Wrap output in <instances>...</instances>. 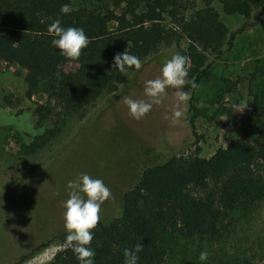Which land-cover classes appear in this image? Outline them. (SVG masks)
<instances>
[{
	"label": "trees",
	"instance_id": "1",
	"mask_svg": "<svg viewBox=\"0 0 264 264\" xmlns=\"http://www.w3.org/2000/svg\"><path fill=\"white\" fill-rule=\"evenodd\" d=\"M109 1L112 8L106 4L61 14V6L70 7V0H0V63L25 65L29 70L27 80L33 82L27 97L43 86L59 107L53 112L50 104H37L34 113L38 123L51 115L60 120L81 113L103 93L114 92L124 73L113 66L115 54L126 50L142 61L159 46L170 44L189 58L186 79L198 85L195 89L184 86L191 93L186 107L189 113L195 92L208 79L213 65L234 47L236 34L221 21L211 5L213 0H204L200 8H196L195 0ZM215 1L224 15L241 17L249 28L257 27L264 17V0ZM165 16L170 19V27L162 25ZM56 18L65 28H82L89 39L79 58L72 60L77 68L68 76L60 68L71 60L51 46L53 37L48 33L49 24ZM181 39L186 41L184 49L180 47ZM159 75L151 72L139 78L121 102L125 97L147 100L143 95L144 82ZM163 101L164 98L159 105H153L139 121L128 115L125 104L121 113L131 127L147 124L157 128V121L163 123L169 118ZM224 113L231 129L237 128L231 111ZM188 121L195 146L199 137L194 133L192 119ZM57 130L55 126L35 137L24 147L25 152L40 150ZM9 187L8 183L5 195L9 194ZM260 201H264V98L255 97L239 136L226 148H218L208 158L195 152L172 155L140 169L135 182L122 193L120 216L98 221L92 230L89 246L95 252L94 264H123V249H131L137 243L143 246L138 264H163L165 251L160 238L169 228L184 238L214 239L227 213L237 206ZM51 264L78 261L71 249L64 248L53 255Z\"/></svg>",
	"mask_w": 264,
	"mask_h": 264
},
{
	"label": "rangeland",
	"instance_id": "2",
	"mask_svg": "<svg viewBox=\"0 0 264 264\" xmlns=\"http://www.w3.org/2000/svg\"><path fill=\"white\" fill-rule=\"evenodd\" d=\"M106 4L111 7L109 0H70V9ZM203 4L204 0H195L196 8ZM211 5L236 34L234 47L213 65L208 79L196 90L189 113L187 105L180 106L182 116L175 122L171 118L174 90H166L162 99L169 118L164 124L157 121V128L147 124L131 127L121 113V99L139 78L151 72L160 74L164 62L179 53L175 44L159 46L141 61L139 70L129 68L114 92L103 93L81 113L60 120L51 115L40 123L35 106L48 103L57 112L55 98L43 86L27 97L33 83L27 80L28 68L0 63V264H51L53 255L64 249L65 187L80 173L102 179L110 189L111 197L100 211L99 221H104L120 216L122 193L144 166L194 152L208 158L239 136L254 98H264V17L257 27L249 28L241 17L224 15L217 1ZM162 25L171 26L167 16ZM185 42L181 39V49ZM76 68L71 60L60 70L68 76ZM225 111L235 116L237 128L231 129ZM190 118L199 137L195 146ZM55 126V137L37 152H25L24 147L35 137ZM8 183L9 194L5 195ZM219 229L216 238L203 240L184 238L169 228L160 238L163 264H201L198 257L202 251L208 253L204 264H264V201L237 206L222 219Z\"/></svg>",
	"mask_w": 264,
	"mask_h": 264
},
{
	"label": "clouds",
	"instance_id": "3",
	"mask_svg": "<svg viewBox=\"0 0 264 264\" xmlns=\"http://www.w3.org/2000/svg\"><path fill=\"white\" fill-rule=\"evenodd\" d=\"M70 7L64 4L60 8L61 14H67ZM48 33L53 37L51 46L59 50V53L69 60H76L81 50L86 48L89 39L82 28L63 27L61 20L56 18L48 26ZM189 58L175 53L168 58L160 68V75L144 82V99H132L125 97L124 104L127 106L128 115L133 120H141L153 108L159 105L166 95L167 89L174 90L176 104L171 112V118L175 122L182 116L180 106H186L191 99V93L184 90L188 84L192 89L198 87L194 80H187ZM113 66L120 72H125L134 67L141 68L140 59L128 51L115 54ZM67 199L62 202L63 228L65 231L63 246L71 249L78 264H94L95 252L89 246L92 239V230L97 227L100 220L101 206L111 197V191L100 178H94L87 173H80L66 184ZM143 249L141 243L133 248L123 249V264H138L140 253ZM208 259V253L202 251L198 260L201 264Z\"/></svg>",
	"mask_w": 264,
	"mask_h": 264
}]
</instances>
